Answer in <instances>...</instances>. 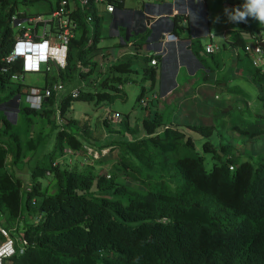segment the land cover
I'll return each mask as SVG.
<instances>
[{"label": "trees", "instance_id": "obj_1", "mask_svg": "<svg viewBox=\"0 0 264 264\" xmlns=\"http://www.w3.org/2000/svg\"><path fill=\"white\" fill-rule=\"evenodd\" d=\"M109 1L119 9L125 0ZM9 3L0 0L1 9ZM15 6L16 2L9 5L6 13L0 10V106L7 108L24 96L26 86L13 78L23 73L22 60H4L16 38L9 26ZM88 12L93 17V31L82 14L78 15L80 31L69 43L66 67L44 73V84H72L60 98L52 94L45 99L40 109L25 102L18 107L27 127L32 128L34 117L39 116L55 132L53 148L35 161L31 185L25 190L22 180L7 168V157L11 154L12 163L17 164L28 152L37 151L42 137L29 138L24 154L21 134L0 109V223H21L28 239L24 253L6 264H264V153L254 164L231 155L232 145L224 143L221 150L227 156L223 157L209 140L216 129L212 125L180 128L167 124L162 113L151 115L143 106L147 110L140 120L144 134L137 136V128L130 129L128 136L121 135L110 146H119L123 169L134 174L144 189L119 182L114 173L78 172L55 164L66 150L86 149L80 131L72 130L76 121L63 120L72 102H112L121 94L119 85L133 81L130 58L104 70L92 60L100 49L105 15L98 13L93 2ZM260 31L249 18L240 30L230 32L231 43L247 55L243 34L260 38ZM79 63L88 70L82 71ZM249 74L259 88L258 100L264 109V69L250 62ZM88 77L90 84L85 81ZM154 77L155 68L144 67L143 78L153 82ZM75 88L81 89L72 96ZM144 92L142 87L138 101ZM57 112L62 118L59 124ZM192 132L204 137L203 151L213 153L210 170L204 166ZM251 134L264 138V129ZM46 174L55 181L53 193L46 192L40 180ZM28 211L37 213L39 219L25 223Z\"/></svg>", "mask_w": 264, "mask_h": 264}, {"label": "crops", "instance_id": "obj_2", "mask_svg": "<svg viewBox=\"0 0 264 264\" xmlns=\"http://www.w3.org/2000/svg\"><path fill=\"white\" fill-rule=\"evenodd\" d=\"M242 3L243 0H198L196 3L193 0H125L122 8L103 14L109 19V41L104 46L99 43L94 59L109 66L130 58L134 70L130 77L135 81L134 73L141 76V88H145L143 97L148 98L146 107L151 115L162 113L167 124L180 128L188 124L217 125L215 117L218 120L229 110L240 109L234 107L233 101L249 99L241 85L245 80L252 82L249 50L256 34H243L246 55L242 48L231 43L230 32L240 30L241 23L229 22L223 13L225 7ZM189 8L199 14L196 23L190 19ZM169 34L174 36L169 38ZM262 34L261 30L260 38ZM208 44L218 49L207 53ZM146 57H155L157 63L150 64L144 60ZM150 65L155 68L153 82L143 78L144 67ZM120 89L126 95L122 84ZM101 104L104 117L107 112L120 113ZM130 117L123 124L128 127L127 133L138 127V124L133 126Z\"/></svg>", "mask_w": 264, "mask_h": 264}, {"label": "rangeland", "instance_id": "obj_3", "mask_svg": "<svg viewBox=\"0 0 264 264\" xmlns=\"http://www.w3.org/2000/svg\"><path fill=\"white\" fill-rule=\"evenodd\" d=\"M9 2L10 3L3 9L0 7L3 13L7 12L9 5L16 2L15 8L17 10L40 13L44 18H49L48 11L50 5H56V0H30L28 3H23L22 0H9ZM251 24L255 29L261 28L263 33L261 38L264 40V24H260L252 18ZM9 26L11 27L10 23ZM108 27L109 19L105 18L102 28V39L99 42L101 46L108 44ZM13 31L17 32V28H13ZM246 38L249 39L247 34ZM248 41L252 42L251 39ZM93 59L94 58H92V60ZM261 68L264 69V62ZM133 79L135 81L122 83L126 95H124L125 93L121 90L120 96L116 97L112 102L104 103L112 110H118L120 112V119L117 123L111 122L106 116L104 117L105 110L101 106L102 104L95 105L92 102L81 100H74L72 102L63 119L64 122L68 120L76 121V123H72V130L77 133L80 131L79 135L84 139V144L93 149L104 148L105 150L100 154L98 159L89 154L87 149L74 151L72 153L65 151L64 154L55 159V164L59 165L61 168H67L78 172H91L93 174L114 173L118 181L123 184L139 189L145 188L144 184H142L134 174L126 172L123 169L119 161V146H110L112 143H116V140H119L121 135L127 134L128 127H124L123 124L126 123V118L130 117V115L133 126L135 127L136 124H138V127L136 126L137 130L135 131L137 136L144 134L141 123L139 122L141 118L139 117L147 110H144L137 100L141 92L143 80L141 76L139 77L135 75V73L133 74ZM85 81L90 84L91 77L86 78ZM20 82L27 85L23 87L24 90H27L28 86H42L44 85V75L42 73H26L23 79L21 78ZM70 84L72 83L67 82L64 86L69 87ZM241 86L248 93L249 99L243 97L235 102L233 101V103H235L233 104L234 107L239 106L240 109L235 108L229 110L226 115H220L218 120H216L217 117H215V122L218 123L217 125L212 124V126L216 127V130L209 140L216 146L218 152L222 154L223 157L227 155L222 152L221 144L230 143L232 145L231 155L237 156L242 161L249 160L256 164L264 153V138L262 135L255 134L253 136L251 133L261 128L264 129V109L261 106V102L258 100V93L260 92L258 87L248 80L243 81ZM60 94H58L59 98L61 97ZM21 103L22 101H19V98L14 99L11 108H7L6 105H1L0 109L5 110L8 119L13 122L17 131L21 134V139L24 144V154H26L27 150L25 142L29 138L37 134H40L42 137L37 151L32 154L28 152L17 164L14 165L12 163L11 154L7 157V168L14 176L22 180L23 190H25L31 185L30 170L31 167L34 166L35 161L40 160L45 153H48L53 148L55 132L50 130L48 120L39 116L34 117V125L32 128L27 127L18 111V107ZM121 118L123 119L122 121ZM55 120L58 124L62 123L60 115L56 117ZM78 126H80V128H78ZM82 126L86 127V129L82 130ZM192 136L197 151L204 156V166L207 170H210L215 161L213 159V153L203 151L202 144L204 138L201 135L197 132H192ZM40 180L46 192H55L56 184L51 174H46L45 177ZM38 219L39 216L37 213L28 211L23 221L25 223H33Z\"/></svg>", "mask_w": 264, "mask_h": 264}, {"label": "built area", "instance_id": "obj_4", "mask_svg": "<svg viewBox=\"0 0 264 264\" xmlns=\"http://www.w3.org/2000/svg\"><path fill=\"white\" fill-rule=\"evenodd\" d=\"M92 2L99 14L113 13L116 10L114 3L109 0H93ZM92 2L90 0H56V5H50L49 7V18H44L40 13L19 11L14 8L9 23L12 31L13 28H17V32L13 31L16 38L4 60L11 63L21 59L23 73L14 75L13 78L20 81L26 73H42L44 75V73H51L53 70H63L67 63L69 43L80 31L78 28V15L82 14L85 22L93 31V17L88 12ZM173 36L172 34L168 35L169 38ZM262 40L255 37V41L249 50L251 63L258 68H261L264 62V48L260 46ZM89 42H91V39ZM217 49L218 47L213 44H208L205 47L207 53H213ZM149 62L155 65L157 59L151 57ZM78 65L82 71H87L89 68L81 63ZM97 66L100 70H104L107 64L103 61L98 63ZM64 88V84L60 81L54 82L52 85L28 86L27 90H23L24 96L19 98V101L25 102L31 108L40 109L45 99L52 94H60L64 91ZM81 88H84V86ZM80 89H73L72 96H76ZM155 96L154 94L153 97ZM139 102L143 106H147L148 98L142 97ZM56 117H59L58 112ZM106 117L111 122L117 123L120 114L118 112H107ZM85 148L94 158H98L105 150L98 151L87 146ZM66 152L72 153L73 151L66 150ZM230 169H233V166H230ZM27 245L28 239L21 223L13 222L7 225L0 223V250L9 248L12 250L11 255L0 258L3 264H6L14 255L23 254Z\"/></svg>", "mask_w": 264, "mask_h": 264}, {"label": "clouds", "instance_id": "obj_5", "mask_svg": "<svg viewBox=\"0 0 264 264\" xmlns=\"http://www.w3.org/2000/svg\"><path fill=\"white\" fill-rule=\"evenodd\" d=\"M194 3L198 0H193ZM190 19L193 23L199 20V14L197 11H192L189 8ZM223 13L227 20L234 24L247 23L249 18H252L260 24H264V0H243V3L237 7L223 9ZM219 22V17L216 18ZM12 250L9 248L7 250H0V258L6 255H11ZM0 264H3L2 259H0Z\"/></svg>", "mask_w": 264, "mask_h": 264}, {"label": "water", "instance_id": "obj_6", "mask_svg": "<svg viewBox=\"0 0 264 264\" xmlns=\"http://www.w3.org/2000/svg\"><path fill=\"white\" fill-rule=\"evenodd\" d=\"M260 46H262L263 48H264V40H262L261 42H260ZM19 110V109H18Z\"/></svg>", "mask_w": 264, "mask_h": 264}]
</instances>
